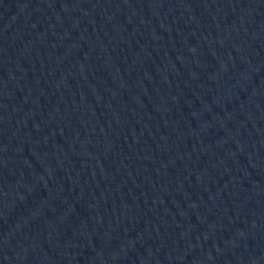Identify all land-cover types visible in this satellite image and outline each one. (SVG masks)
<instances>
[{
    "label": "water",
    "instance_id": "water-1",
    "mask_svg": "<svg viewBox=\"0 0 264 264\" xmlns=\"http://www.w3.org/2000/svg\"><path fill=\"white\" fill-rule=\"evenodd\" d=\"M0 112L79 264H264V0H0Z\"/></svg>",
    "mask_w": 264,
    "mask_h": 264
}]
</instances>
